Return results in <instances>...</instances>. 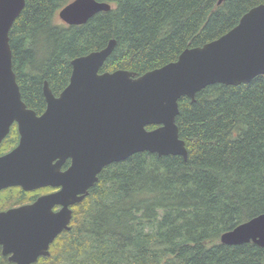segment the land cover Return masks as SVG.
<instances>
[{"label": "trees", "instance_id": "16d2710c", "mask_svg": "<svg viewBox=\"0 0 264 264\" xmlns=\"http://www.w3.org/2000/svg\"><path fill=\"white\" fill-rule=\"evenodd\" d=\"M73 0H25L10 32L22 101L45 109L71 61L115 41L100 73L137 76L218 39L264 0H96L111 9L68 26L57 13ZM176 118L187 158L137 153L106 166L73 207L70 228L35 264H264V248L220 236L264 214V75L207 86L182 97ZM153 127H148L152 129ZM6 143L16 140L15 134Z\"/></svg>", "mask_w": 264, "mask_h": 264}, {"label": "water", "instance_id": "95a60500", "mask_svg": "<svg viewBox=\"0 0 264 264\" xmlns=\"http://www.w3.org/2000/svg\"><path fill=\"white\" fill-rule=\"evenodd\" d=\"M24 6L25 0H0V142L14 122L20 135L19 146L0 157V187H60L0 214L4 252L13 253L18 264H31L48 256L50 243L69 230L70 207L88 195L106 166L143 152L186 160L176 125L182 97L194 102L207 86H238L264 75V5L250 9L218 39L187 48L176 61L140 76L99 72L115 47L110 40L105 48L71 61L69 83L57 97L44 82L46 108L39 116L22 101L12 68L9 32ZM110 9L96 0H73L57 16L76 26ZM68 159L70 166L62 172ZM54 206L61 208L54 213ZM220 242L264 248V214L225 232Z\"/></svg>", "mask_w": 264, "mask_h": 264}, {"label": "flooded vegetation", "instance_id": "af4514ba", "mask_svg": "<svg viewBox=\"0 0 264 264\" xmlns=\"http://www.w3.org/2000/svg\"><path fill=\"white\" fill-rule=\"evenodd\" d=\"M45 108H46V103H45ZM28 109H30V108H28ZM44 111H45V109H44ZM41 114H36V115L39 116ZM11 133L15 134L16 140L12 143H6L7 142L6 139ZM19 142H20V135L18 132V126L14 122L9 127L8 134L0 142V157H4L5 155H8L11 152H13L19 146ZM70 163H71L70 159L66 160L65 163L61 166L60 170L62 172L66 171L69 168ZM59 189H60V187H50V186L39 187V188L32 189V190H26L20 185L0 187V214H6V213H9V212L14 211L16 209H21L23 207L29 206V205L33 204L35 201H37V199H39L40 197H43V196L48 195V194L56 193L59 191ZM77 204H75V205H77ZM75 205L70 207L72 214H73V207ZM60 208H61L60 206H54L52 211L54 213L58 212L60 210ZM70 222H71V220H70ZM69 228H70V223H69ZM59 235H57L55 237V239L52 241V243H50V245L48 247L49 255H50L51 246L53 245V243L55 242V240L57 239V237ZM48 256H45V257H48ZM12 257H13V253L4 252V245L0 243V264H18L12 260ZM40 258H44V257H38L37 260L32 262L31 264H35Z\"/></svg>", "mask_w": 264, "mask_h": 264}, {"label": "rangeland", "instance_id": "374dc122", "mask_svg": "<svg viewBox=\"0 0 264 264\" xmlns=\"http://www.w3.org/2000/svg\"><path fill=\"white\" fill-rule=\"evenodd\" d=\"M59 19V18H58ZM60 21V20H59Z\"/></svg>", "mask_w": 264, "mask_h": 264}]
</instances>
